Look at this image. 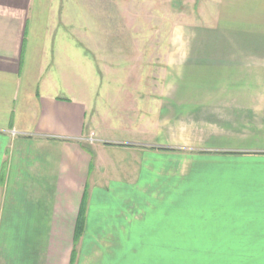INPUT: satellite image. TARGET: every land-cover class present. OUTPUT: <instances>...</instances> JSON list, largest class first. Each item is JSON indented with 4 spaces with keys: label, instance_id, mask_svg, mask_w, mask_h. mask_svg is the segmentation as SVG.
<instances>
[{
    "label": "crops",
    "instance_id": "crops-1",
    "mask_svg": "<svg viewBox=\"0 0 264 264\" xmlns=\"http://www.w3.org/2000/svg\"><path fill=\"white\" fill-rule=\"evenodd\" d=\"M58 11L51 0H0V264L86 262L73 241L83 199L86 238L101 156L167 158L162 146L101 138L95 117L88 124V98L73 87L78 51L69 54ZM186 42L176 84L155 94L167 96L162 110L202 116V146L177 174L188 189L187 221L174 223L165 237L172 246L151 264H264V0H220L218 22ZM144 172L146 163L138 180ZM105 234L94 238L119 239ZM101 250L94 264H110L115 249ZM137 257L132 264H142Z\"/></svg>",
    "mask_w": 264,
    "mask_h": 264
},
{
    "label": "rangeland",
    "instance_id": "rangeland-1",
    "mask_svg": "<svg viewBox=\"0 0 264 264\" xmlns=\"http://www.w3.org/2000/svg\"><path fill=\"white\" fill-rule=\"evenodd\" d=\"M51 2L59 9L57 23L67 32L69 54L78 51L79 81L73 87L88 98V124L95 117L101 138L117 144L144 149L156 145L172 151L163 159L131 157L121 150L101 156L97 183L89 187L87 231L77 246L79 257L86 260L82 264H94L101 249L113 248L116 254L110 264H132L133 252L140 263H155L161 248L172 246L165 237L173 235L174 223L187 221L188 189L177 174L185 175L189 152L201 147L203 138L202 116L192 121L175 114L176 106L162 110L167 103L161 106L158 100L167 96L155 93L176 84L173 77L186 56V41L218 22L220 0ZM145 163L148 172L138 180ZM175 199L184 203L172 211ZM147 206L153 210L140 220ZM106 232L119 239L94 238Z\"/></svg>",
    "mask_w": 264,
    "mask_h": 264
},
{
    "label": "trees",
    "instance_id": "trees-1",
    "mask_svg": "<svg viewBox=\"0 0 264 264\" xmlns=\"http://www.w3.org/2000/svg\"><path fill=\"white\" fill-rule=\"evenodd\" d=\"M157 152H161V153H169V152H172L171 150H168V149H157L156 150ZM85 199H83V202L81 204V210H80V213H79V222L77 223V231H78V234L77 236L75 237L74 239V247L78 245L79 241H80V236L82 234V223H83V217H84V213H85ZM74 251H73V254H72V258L74 260L75 258V255H74ZM71 264H72V259H71Z\"/></svg>",
    "mask_w": 264,
    "mask_h": 264
}]
</instances>
